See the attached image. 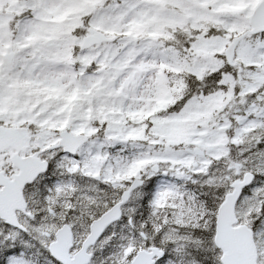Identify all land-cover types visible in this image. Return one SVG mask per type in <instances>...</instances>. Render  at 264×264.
Returning a JSON list of instances; mask_svg holds the SVG:
<instances>
[{"label":"snow or ice","instance_id":"snow-or-ice-1","mask_svg":"<svg viewBox=\"0 0 264 264\" xmlns=\"http://www.w3.org/2000/svg\"><path fill=\"white\" fill-rule=\"evenodd\" d=\"M0 264H264V0H0Z\"/></svg>","mask_w":264,"mask_h":264}]
</instances>
